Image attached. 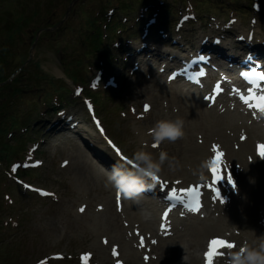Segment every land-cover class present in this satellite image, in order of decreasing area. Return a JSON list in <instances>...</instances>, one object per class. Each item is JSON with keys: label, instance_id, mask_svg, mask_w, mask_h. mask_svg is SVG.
<instances>
[{"label": "rangeland", "instance_id": "374dc122", "mask_svg": "<svg viewBox=\"0 0 264 264\" xmlns=\"http://www.w3.org/2000/svg\"><path fill=\"white\" fill-rule=\"evenodd\" d=\"M197 1L199 2L196 10L198 21L193 26V31L183 34L188 43L192 42V39L200 38L208 29L212 31L216 27H222L229 17L237 18L232 24L233 28L240 26L239 31L246 29L248 23L246 21L251 15L250 0H205L207 1L205 4L200 3V0ZM69 2L70 0H0V53L2 51L12 53L6 59L9 66L5 68V73L18 65L17 61L26 60L31 55L25 65L28 70L22 71L17 76V80L10 84L15 89L11 91L5 89L0 94V125L7 128L6 133L1 137L6 142L1 146L4 158L0 160V191L1 187L7 184L12 185L14 189L11 191L13 198L11 205L8 201H6L7 204L3 202L2 205L0 194V264H35L41 261L49 262L48 264H79L81 255L85 260L89 254L92 256L91 264H112L117 260L123 264H141V252L133 246V243L137 242L136 239L126 241L124 245L117 242L114 244L115 242L110 241V235L105 232L106 223L117 218L116 216L113 219L109 218V215H114L109 211V207H114L113 187L105 186L106 183L102 177L107 178L108 171L97 158L93 157L94 155L87 147L90 144L95 146L94 141H97V137L90 131L92 126L83 108V97L89 100L99 99V102H95V107L101 124L106 128L108 137L125 154L132 157L137 151H146L158 161L161 152H167L169 157H176L177 149H181L179 150L181 156L177 159L179 164L170 168L165 163L160 174L169 180L179 178L177 175L182 174L180 172L183 168L188 170V173L181 178L189 181L191 179L189 174H194L190 167L192 163L181 159L185 156L189 157V153L187 149L179 147V140L175 143L165 140L156 150L148 147L149 140L152 138L149 130L155 123L160 120L176 119L172 110L168 108V102L161 100L158 95L153 96L154 81L157 79L158 84H163V79L160 76L159 78L157 75L154 76V72H149L148 64H140V68L134 70L132 54H124L123 50L119 49L120 46L130 44L129 41L121 43V35L129 37L130 27L136 22L141 29L144 27L145 32L149 21L147 18L156 16L158 19V23L156 21L148 27L149 33L151 30L157 32L155 38L164 36L159 32L160 29L172 35L171 29L173 23L180 17L179 12L187 13L184 6L185 0L183 3L179 0L175 2H169V0H78L58 30L48 35L40 34L36 43L33 44L36 29L33 31L31 29L37 23L36 16L42 15L48 18L52 15L48 22L55 24L64 17ZM146 2L156 3V6L162 3L164 6L161 8L162 14L148 13L145 6H142ZM261 2L264 4V0H260ZM127 6L131 8L124 11L120 9ZM233 8L239 13L233 12ZM29 9L35 11H29ZM163 9L165 12H162ZM23 10L29 11L27 15L22 13ZM209 15L213 17L208 20ZM12 18H21L23 23L16 26L9 21ZM256 18L255 36L259 35L258 32L264 33V10H261ZM88 20L94 22L92 27H88ZM97 20L103 21L99 25ZM27 21L28 26H26ZM111 21L123 26L125 31L121 33L109 30L111 23L108 27L105 26ZM93 27L109 35L108 41L101 39V54L99 52L94 54L104 56L100 58L104 60L103 62H99L100 60L95 57L86 59L83 55V50L90 44ZM232 32L235 35V32ZM9 33L18 39L14 46L8 45L7 42L2 44L3 36ZM175 39L179 42L185 40L184 37ZM233 40L234 36L231 40H227V43ZM156 45L163 51H168L169 45ZM78 60L84 62L82 67L77 65ZM69 69L76 74V77L82 78L81 83L77 84H80L78 87L83 88V92L80 96L73 95V104L67 106L64 113H55L50 108H46L43 101L47 102V92L51 86L67 88L68 96L70 92L73 93L74 85L65 78L66 75L63 72ZM98 76H102V80L100 83H95L94 80ZM110 76L118 79L115 88L106 85L107 78ZM96 86L97 90H91ZM95 93L100 95L96 97ZM155 105L159 109L155 108ZM146 106H148L147 111ZM68 114L75 115V119H81L83 123L74 131L64 132L63 136L59 137L58 134L48 137L46 133L51 123L57 117L67 118ZM136 115L140 119H137ZM14 118H16L15 124L12 125ZM42 120H48V122L41 126ZM60 132H62L60 129L55 131V133ZM196 132L199 133V130ZM84 137H87L91 143L83 139ZM195 143L197 144L196 140ZM37 145L38 150H34L33 148ZM98 146L103 149V142ZM251 148V144L247 146V149ZM13 164H19L17 172L19 169L26 171L19 172L18 178L21 182L45 188L52 196L41 197L15 182L13 176L17 173H13ZM6 170L8 172H4ZM173 170H178V174L172 173ZM81 172L86 176L89 175L90 179L82 178ZM136 202L141 208L150 205L145 199L142 201L137 198ZM126 204L125 202L124 208ZM156 205L153 204L158 208L159 204ZM81 208L84 209L83 212L80 211ZM123 214L128 213L123 212ZM145 214V219H142L136 213L137 217L132 221H139L146 225L147 219L152 220L150 230L139 229L140 235L147 236L146 244L151 245L155 231L157 232L155 224L158 214L151 210H147ZM13 215L18 217H9ZM132 221L130 219V225ZM114 222L120 225L119 220ZM242 229L246 233L249 231L243 226ZM106 239L108 244L105 243ZM177 243L179 246L183 245L180 239ZM113 244L114 246H111ZM117 244L119 245L118 258L112 255L113 248L117 250ZM57 254L62 258L53 259L52 257ZM130 259L135 261L132 262ZM143 264H152V262Z\"/></svg>", "mask_w": 264, "mask_h": 264}, {"label": "bare ground", "instance_id": "6f19581e", "mask_svg": "<svg viewBox=\"0 0 264 264\" xmlns=\"http://www.w3.org/2000/svg\"><path fill=\"white\" fill-rule=\"evenodd\" d=\"M207 46L211 45L210 42H207ZM212 46V45H211ZM214 47V46H213ZM146 50H149V47L146 46L145 48H141L140 52H144ZM185 49H183L184 52ZM215 50V49H214ZM219 52H222L223 48L216 49ZM186 52V51H185ZM163 51H157L153 52L152 58L150 56H146V54H142L139 58V63H142L143 61H154V60H160L159 57H168L167 54L163 55ZM178 53V51H177ZM179 54V53H178ZM215 54L218 55L215 51ZM223 57V56H218ZM162 61V60H161ZM153 64H156L153 62ZM225 65V64H224ZM154 94L153 96L158 95V97L162 100H166L168 102V108L169 110H172L174 115L177 118L178 116L182 118L185 121L184 125V131L185 136L183 139L178 141L179 147L182 149H187L189 153V157L185 156L183 161L192 163L191 168L194 173H201L200 164L205 161L208 157V153L206 150L208 144H210L212 141H218L221 144H224L225 146L227 143L230 144H247L250 141H254L258 139V132L259 128L257 126H251L247 124H242L243 122L238 121V125L234 122H231V120L234 117V114H230V111H227V113L220 114V113H214L211 112V110H206L203 107V102L199 100L198 97L191 94L188 90L190 87L185 90V92H182L181 87L177 84V82H171L170 84H158L157 79L154 81ZM161 92V93H160ZM155 108L159 109L158 106H154ZM240 118H236L238 120ZM48 120H42L40 125H45ZM65 126H67V123L60 118H56L54 122L51 123L50 128L47 131L48 137H53L55 135L59 134L60 136H63V133L67 130L65 129ZM239 126V128H238ZM233 128L237 131H239V134L237 135ZM57 129H62V132L55 133ZM197 130H199L198 135ZM240 131H242L241 135H245L246 138L244 141L239 142L238 139L241 136ZM68 132V131H67ZM196 132V133H195ZM240 135V136H239ZM195 136V138H194ZM197 138L200 139L199 144L195 143V140ZM176 151V157L175 160L181 156V149H177ZM92 153L96 155V151L92 150ZM170 156H172L170 154ZM230 157H234V154L230 153ZM99 157V156H98ZM171 158V157H170ZM241 163V169L235 170V174L238 177L240 183L246 187L249 188V191H252L251 198H244L241 203L237 204V209L234 211L233 216H238V220L240 222V225L242 226H248V228L255 229L254 232L250 231L249 233L241 232L240 237L243 235H248L252 240H256L258 235L262 233L261 227H257L256 224L252 225V217H254L255 220H257L258 217H262L264 214V164H260L258 162H255L254 164H248L247 162H243L242 159L240 160ZM179 164V163H178ZM233 166V165H232ZM178 170H173L172 173L178 174ZM104 173V172H103ZM181 175H177V177L181 178L182 176L186 175L188 173V170H185L181 168ZM171 174V173H170ZM84 179H90V176H86V174L81 172L80 175ZM191 177L190 180H193V178H197V176L193 174H189ZM104 178L105 183L107 182L106 177ZM176 179V178H175ZM184 180V179H182ZM156 182L157 181H153ZM248 184V185H247ZM157 185V184H155ZM110 186V185H109ZM108 186V187H109ZM112 188V186H111ZM127 203L124 211H126L128 214L126 215L127 220H135L137 215L136 209H134V205L131 200L124 199V203ZM260 209L256 211L255 208L259 206ZM254 209V213H253ZM151 212L158 213V210L156 207H150ZM107 211V210H106ZM109 211L111 213H114V215H109L110 219L115 218V220H119L120 225H117L114 221L107 222L105 225V232L110 235V241L111 242H117L121 245L126 244L127 242L124 241L126 238V230L125 226L122 224L126 219H122L125 215H120L117 212H115V209L113 207H109ZM139 217L144 216L140 215V213H137ZM231 214L228 216L230 219ZM122 219V221L120 220ZM217 220V219H216ZM108 221V220H107ZM220 221L221 219L215 221L214 219H207L205 221H199L197 219H192L190 222L185 225L187 232L183 235H177V237H180L181 242L184 244L186 243L187 246H189L190 249L193 250L192 255H186L179 249V246H176V242H171L173 239H167L168 242L159 245L158 249L155 250V254L151 255V262L152 264H200V258L198 257V252L201 249L202 242L204 238H206L207 234H213L212 231H216V229H213L215 225ZM122 222V223H121ZM237 221L234 220V223ZM141 224L139 222H131V226L135 227L137 229ZM143 225V224H142ZM145 225V223H144ZM143 229H150L152 225V220L149 219ZM258 230V231H257ZM127 235H130V233H127ZM244 237V239L246 238ZM109 241V242H110ZM101 250V246L99 247ZM132 254H135V252H132ZM187 256L186 261H182L183 257ZM142 264V263H141Z\"/></svg>", "mask_w": 264, "mask_h": 264}, {"label": "clouds", "instance_id": "9594fccd", "mask_svg": "<svg viewBox=\"0 0 264 264\" xmlns=\"http://www.w3.org/2000/svg\"><path fill=\"white\" fill-rule=\"evenodd\" d=\"M185 121L179 116L174 120H160L149 130L153 145H160L165 140L175 143L185 136ZM168 164L170 168L178 165L175 157H169L167 152H161L159 160L153 159L151 153L146 151H137L133 153L127 165L123 163L114 164L107 175L105 186L111 185L116 192L124 199L135 200L152 185L162 170V167ZM210 167V161L205 160L200 164L201 175L204 179L203 170ZM243 251H230L226 264H264V235L257 240L246 242L242 246ZM199 258V256L197 257ZM184 261L187 256L183 257Z\"/></svg>", "mask_w": 264, "mask_h": 264}, {"label": "snow or ice", "instance_id": "6c2138e0", "mask_svg": "<svg viewBox=\"0 0 264 264\" xmlns=\"http://www.w3.org/2000/svg\"><path fill=\"white\" fill-rule=\"evenodd\" d=\"M261 79H264V76H261ZM220 90L221 89L218 85L216 88V91L219 92ZM253 98H255V97H253ZM244 99H245V103H247V97H245ZM258 99H259V103L256 104L254 107L259 108L261 111H264V96H260ZM249 106L253 107L252 105H249ZM145 110L146 111L148 110V106H146ZM242 139H243V137H242ZM109 143L111 144L110 141H109ZM153 147H156V145H153ZM212 148H213V152L215 154V158L211 161V172L213 173L216 181H221L223 179V177L220 175V169L217 167V164L220 162L223 153H221L219 151V146H217V145H213ZM258 148H259V155L261 157H264V144L259 145ZM116 151L119 154V150L116 149ZM65 163H67V162H65ZM155 179H157V178H155ZM227 179H228V182L230 184H233V186H234L232 177L228 176ZM176 183L179 184L180 181H177ZM180 191H182L186 194H189V195H192V194H195L196 196L199 195V191H198L197 186H190L188 188L180 189ZM176 192H177V189H172L170 192L171 197H176ZM45 195H48V194L45 193ZM217 195H219L218 190H217ZM117 198L119 199V195ZM189 210L190 211H199V206H197L194 209H189ZM80 211L83 212L84 209L81 208ZM165 216H167V211L165 212ZM105 243H107V241H105ZM234 247H235L234 242H230V241L224 240L222 238L212 239L209 242L208 251L205 253L206 264H213L215 257L221 254L219 251L220 249H222V248L231 249ZM112 255L114 257L118 256V252H117L116 248H113Z\"/></svg>", "mask_w": 264, "mask_h": 264}, {"label": "trees", "instance_id": "16d2710c", "mask_svg": "<svg viewBox=\"0 0 264 264\" xmlns=\"http://www.w3.org/2000/svg\"><path fill=\"white\" fill-rule=\"evenodd\" d=\"M40 25V24H39ZM38 28V27H37ZM37 28H34V29H37ZM16 41V39L12 36V34H7V36H3V41H2V44H6L9 43L8 45H11L13 44V46L15 45L14 42ZM90 51L88 52L89 54H93L95 52L98 51L99 47H98V43H97V40L95 37H93L91 40H90V44L88 45ZM97 50V51H96ZM12 55V53H5L4 51H2L0 53V82H3L6 80L7 78V75L5 76V68L7 66H9V62L7 63L6 59ZM13 57V56H12ZM25 59L22 60V61H19L18 62V65H16L14 68H12V70L10 71V73L12 74L17 68H20L21 65L24 63ZM73 77V76H72ZM13 83V82H12ZM5 89H8V90H14L15 87L11 86L10 84H5L4 86H0V94H2V92L5 90ZM12 125L15 124V121L14 119L12 120L11 122ZM8 127V126H7ZM7 131V128L4 126V125H0V156L1 158H4L3 157V152H2V149H1V146H3V142H2V135L5 134Z\"/></svg>", "mask_w": 264, "mask_h": 264}]
</instances>
